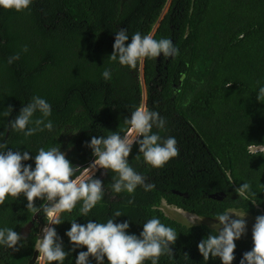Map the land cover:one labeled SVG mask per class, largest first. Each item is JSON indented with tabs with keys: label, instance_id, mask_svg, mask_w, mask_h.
<instances>
[{
	"label": "trees",
	"instance_id": "1",
	"mask_svg": "<svg viewBox=\"0 0 264 264\" xmlns=\"http://www.w3.org/2000/svg\"><path fill=\"white\" fill-rule=\"evenodd\" d=\"M167 3L32 0L24 11L0 8V144L27 151L32 159L22 163L34 168L41 147L60 146L80 168L76 175L82 174L95 159L87 147L91 138L117 131L123 136V120L143 100L166 119L163 130L154 126L152 132L177 141L179 155L161 168L146 164L139 145L133 144L128 163L153 185L150 191L138 186L133 194L115 193L110 170L93 177L102 181L103 199L86 217L80 215L78 202L72 212L61 213V224L52 226L68 253L63 264H75L76 255L87 250L74 248L65 235L74 220L104 223L119 210L122 216L114 223L127 220V232L139 237L147 220L159 218L176 230L177 239L170 245L173 255H162L158 264H222L218 257L205 261L197 248L215 229L171 219L161 203L205 219L230 210L264 213V101L256 98L264 86V0H170L162 16ZM156 23L153 38L171 39L179 54L145 58L143 89L140 63L129 68L109 56L119 29L126 30L127 45L136 32L151 34ZM25 45L28 51L22 52ZM16 53L20 58L9 64ZM105 69L110 80L101 75ZM33 96L51 105L47 119L54 127L26 138L9 122ZM188 97L191 102L185 105ZM251 147L263 149L252 152ZM243 183H249L255 195L241 196L236 189ZM129 199L134 202L129 204ZM42 203L34 200L36 207ZM26 205L23 194L0 205V228H12L24 237L18 250L0 246V264H27L34 254L47 218L43 212L33 215ZM249 235L235 241L232 264L251 250ZM89 264H96L95 259L89 257Z\"/></svg>",
	"mask_w": 264,
	"mask_h": 264
},
{
	"label": "clouds",
	"instance_id": "2",
	"mask_svg": "<svg viewBox=\"0 0 264 264\" xmlns=\"http://www.w3.org/2000/svg\"><path fill=\"white\" fill-rule=\"evenodd\" d=\"M31 4L32 0H0V8L17 12L28 9ZM128 39L125 29L115 32L113 51L109 59L121 66L135 68L140 63L141 68V62L145 58H157L161 54L167 58L179 54V50L169 38L157 40L150 34L142 35L136 32L131 36V42L126 45ZM21 51L27 52V46H23ZM19 58L20 53H16L8 58V63L12 64ZM101 75L105 80L111 79L108 69ZM256 98L258 101H264V86L259 88ZM190 102L191 97H188L185 105ZM11 111L9 107L3 115L7 117ZM37 112L41 114L40 117L33 119ZM50 116L51 105L45 99L33 96L31 102L22 107L19 114L9 122V126L15 131L23 132L27 138L37 132H51L54 125L47 119ZM123 123L127 126L122 130L123 136L117 131L108 132L107 136L91 138L87 147L91 148L95 159L90 163L88 170L80 175H76L80 168L70 163L65 153L60 151V146L47 150L41 147L34 156L33 168L31 164L22 163L32 159L27 151H12L6 144H0V149H3L0 150V205H3L8 197L18 198L23 194L27 200V209L33 215L43 212L47 218V223L41 230L42 236H39L35 244L41 264H51L54 261L63 264L68 255L63 250L55 227H52L62 223L61 213L72 212L77 203L82 202L79 212L81 216L86 217L103 199L102 181L93 178L97 168L110 170L115 174L112 176V191L133 194L138 186H143L145 191H150L153 187L128 163L127 158L134 143L139 145V154H142L143 161L153 168H161L179 155L175 137L163 138L152 132L154 126L163 130L166 119L158 112L149 110L146 105L136 106L130 118H125ZM139 158L137 155L136 159ZM236 191L241 196L255 195L251 192L249 183L241 184ZM36 199H41L44 203L36 207ZM133 202V199L128 200L129 204ZM245 215L237 216L231 212L216 215L218 227L215 234H209L197 245L205 261L211 256L218 257L222 264H232L235 259V241L240 239L246 230ZM120 216L122 213L117 210L104 223L92 220H88L86 224H79L75 220L71 222V227L65 235L74 248L84 246L87 249L76 255L75 264H89V257L94 258L96 264H105V258L107 264H144L147 260H150L151 264H158L162 255H173L170 245L177 239L174 228L164 225L159 218L154 217L143 224V229L137 237L127 232V220L114 223L115 218ZM233 216L236 218L233 219ZM195 223L193 221V224ZM251 236L253 246L243 254L239 264H264V215L255 218ZM22 239L24 237L12 228H0V246L18 250L16 246Z\"/></svg>",
	"mask_w": 264,
	"mask_h": 264
},
{
	"label": "rangeland",
	"instance_id": "3",
	"mask_svg": "<svg viewBox=\"0 0 264 264\" xmlns=\"http://www.w3.org/2000/svg\"><path fill=\"white\" fill-rule=\"evenodd\" d=\"M168 6H169V0H168V3L167 5L165 6L164 10H163V13H162V16L166 13L167 9H168ZM157 25L158 23H156V25L154 26L153 30H152V33L150 35H153V33L155 32L156 28H157ZM141 69H140V76H141ZM140 80H141V83H142V87L144 88L143 86V81H142V78L140 77ZM263 148L262 147H252L251 148V151H258V150H262ZM89 168V167H88ZM87 168V170H88ZM86 170V169H85ZM83 171L82 173L86 172V171ZM102 168H97L95 173H94V177L97 176V174L99 173V176H97L98 178L101 177L102 175ZM160 209L164 212V214L166 216H168L169 218L171 219H175V220H178V221H181V222H184V223H187V224H193V221H195L196 223H206L207 225H209L211 228L213 229H216V227H218V221L216 219H213V218H199L195 215H187L185 214L182 210H179L178 208H176L175 206H172V205H168L166 202H162L161 205H160ZM228 212H231L232 214H235L237 216H242L246 213H243V212H239V211H235V210H230ZM187 215V216H186ZM258 215H264V213H260V214H246L244 219L246 221V230H245V233L247 235H251V231H252V226L253 224L255 223V218L258 216ZM233 219H235L236 217L233 216L232 217ZM195 223V224H196ZM41 232V231H40ZM249 235V236H250ZM42 236V232L40 233V237ZM40 259H38V262L37 264H41V261L39 262Z\"/></svg>",
	"mask_w": 264,
	"mask_h": 264
},
{
	"label": "water",
	"instance_id": "4",
	"mask_svg": "<svg viewBox=\"0 0 264 264\" xmlns=\"http://www.w3.org/2000/svg\"><path fill=\"white\" fill-rule=\"evenodd\" d=\"M140 69H141V71L143 70V62H141V68ZM140 77L142 78V74H141ZM143 86H144V84H143ZM142 105H145V100H143ZM93 161L94 160L91 161V164H92ZM50 226H52V225H50ZM38 259H39V253L35 250L31 260L27 264H37Z\"/></svg>",
	"mask_w": 264,
	"mask_h": 264
},
{
	"label": "bare ground",
	"instance_id": "5",
	"mask_svg": "<svg viewBox=\"0 0 264 264\" xmlns=\"http://www.w3.org/2000/svg\"><path fill=\"white\" fill-rule=\"evenodd\" d=\"M85 171H87V169H86ZM184 213L187 214V215H193V214H189V213H186V212H184ZM187 215H186V216H187ZM39 262H40V260H39Z\"/></svg>",
	"mask_w": 264,
	"mask_h": 264
}]
</instances>
